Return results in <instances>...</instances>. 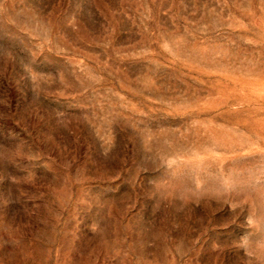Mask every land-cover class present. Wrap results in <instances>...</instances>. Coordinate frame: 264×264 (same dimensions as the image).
<instances>
[{"label":"rangeland","instance_id":"374dc122","mask_svg":"<svg viewBox=\"0 0 264 264\" xmlns=\"http://www.w3.org/2000/svg\"><path fill=\"white\" fill-rule=\"evenodd\" d=\"M0 264H264V0H0Z\"/></svg>","mask_w":264,"mask_h":264}]
</instances>
